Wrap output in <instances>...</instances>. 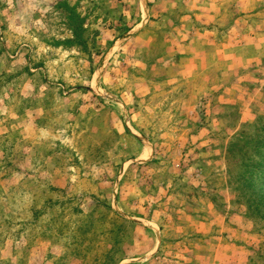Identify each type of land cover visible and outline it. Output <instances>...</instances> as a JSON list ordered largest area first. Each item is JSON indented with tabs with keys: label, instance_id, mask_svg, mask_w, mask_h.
<instances>
[{
	"label": "rangeland",
	"instance_id": "1",
	"mask_svg": "<svg viewBox=\"0 0 264 264\" xmlns=\"http://www.w3.org/2000/svg\"><path fill=\"white\" fill-rule=\"evenodd\" d=\"M0 264H264V0H0Z\"/></svg>",
	"mask_w": 264,
	"mask_h": 264
}]
</instances>
